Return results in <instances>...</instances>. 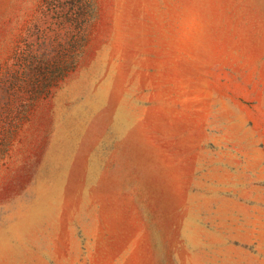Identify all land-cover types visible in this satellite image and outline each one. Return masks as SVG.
Returning a JSON list of instances; mask_svg holds the SVG:
<instances>
[{
  "label": "rangeland",
  "instance_id": "1",
  "mask_svg": "<svg viewBox=\"0 0 264 264\" xmlns=\"http://www.w3.org/2000/svg\"><path fill=\"white\" fill-rule=\"evenodd\" d=\"M0 264H264V0H0Z\"/></svg>",
  "mask_w": 264,
  "mask_h": 264
}]
</instances>
